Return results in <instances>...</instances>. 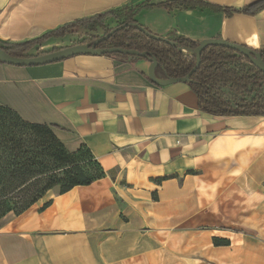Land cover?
<instances>
[{
    "label": "crops",
    "instance_id": "1",
    "mask_svg": "<svg viewBox=\"0 0 264 264\" xmlns=\"http://www.w3.org/2000/svg\"><path fill=\"white\" fill-rule=\"evenodd\" d=\"M201 1L210 5L0 0V42L128 6L165 38H222L264 53V9L222 10L257 0ZM149 65L130 55L0 63V104L53 125L70 151L86 145L106 172L5 215L0 264H264V116L206 113L187 82L157 85Z\"/></svg>",
    "mask_w": 264,
    "mask_h": 264
},
{
    "label": "trees",
    "instance_id": "2",
    "mask_svg": "<svg viewBox=\"0 0 264 264\" xmlns=\"http://www.w3.org/2000/svg\"><path fill=\"white\" fill-rule=\"evenodd\" d=\"M180 1L192 5H210L201 0ZM262 9L264 0H257L241 10H222L232 15L235 12L257 14ZM115 10L76 19L36 38L0 42V45L10 55L29 56L34 55L32 51H40L50 41L68 40L86 34L91 39L80 43L94 42L101 35L115 30L102 46L146 51L148 55L144 59H157L155 75L158 79L184 77L195 67L196 55H186L183 49L194 50L199 42L176 38L172 39L174 43H169L150 38L135 26L138 23L135 12H130L116 26L110 27L112 22L120 20ZM105 55L128 56L118 53ZM262 56L264 60V53ZM187 83L198 96L200 110L206 113L264 116V97L232 103L220 91V83L230 84L240 90L264 83V73L249 58L230 48L215 45L205 47L200 65ZM53 127L47 123L27 121L13 108L0 104V220L9 212L21 214L54 189L63 193L74 186L89 185L106 176L102 164L89 147L82 145L76 151L68 150ZM50 202L47 201L44 207ZM214 242L227 244L229 240L215 237Z\"/></svg>",
    "mask_w": 264,
    "mask_h": 264
},
{
    "label": "water",
    "instance_id": "3",
    "mask_svg": "<svg viewBox=\"0 0 264 264\" xmlns=\"http://www.w3.org/2000/svg\"><path fill=\"white\" fill-rule=\"evenodd\" d=\"M135 26L150 38L154 39H162L166 40L169 43H174L173 40L165 38L163 36L157 35L147 28H145L140 23H136ZM121 27V26H119ZM115 30H112L107 35H102L97 38L94 42H87V43H77L70 46H65L56 50L52 51H45L44 53L38 55H29V56H13L10 55L5 51V49L0 45V61L2 63H7L10 65L15 66H40L55 63L58 61H62L64 59L76 56V55H105V54H123V55H130L136 57H146L148 54L146 51H138L136 49H129L124 47L118 46H99L101 45L106 39L114 33ZM215 45V46H224L230 48L247 58L259 69L264 73V60L262 53L251 49L245 45L239 44L237 42H233L230 40L222 39V38H208L204 39L199 42L194 54L197 58V63L195 67L191 70L189 74L184 77H172L167 79H158L155 75V69L157 66V59L151 58L150 65L148 68V76L149 78L160 86H167L172 83L176 82H188L190 80V76L193 72L197 70L201 62V55L202 51L205 47Z\"/></svg>",
    "mask_w": 264,
    "mask_h": 264
},
{
    "label": "rangeland",
    "instance_id": "4",
    "mask_svg": "<svg viewBox=\"0 0 264 264\" xmlns=\"http://www.w3.org/2000/svg\"><path fill=\"white\" fill-rule=\"evenodd\" d=\"M134 12L133 8H129L128 6L119 8L115 10V15L119 16L120 20H115L111 23L110 27L116 26L119 21H122L128 14ZM154 15L151 13L148 18V22H151L150 19H153ZM101 34L103 32H100ZM102 36V35H101ZM91 39V36H87L86 34H82L81 36H73L71 39L68 40H55L53 42H48L45 44L40 51H32L31 54L38 55L45 51H52L56 50L65 46H70L73 44L80 43L83 40L89 41ZM220 91L223 92L224 96H227V98H231L234 103L240 102L242 100H252L253 98H263L264 97V83L260 86H249L243 90L237 89L234 86L225 85L223 83H220L219 85Z\"/></svg>",
    "mask_w": 264,
    "mask_h": 264
},
{
    "label": "built area",
    "instance_id": "5",
    "mask_svg": "<svg viewBox=\"0 0 264 264\" xmlns=\"http://www.w3.org/2000/svg\"><path fill=\"white\" fill-rule=\"evenodd\" d=\"M183 52H184L186 55H189V56L194 55V51L189 50V49H183Z\"/></svg>",
    "mask_w": 264,
    "mask_h": 264
},
{
    "label": "flooded vegetation",
    "instance_id": "6",
    "mask_svg": "<svg viewBox=\"0 0 264 264\" xmlns=\"http://www.w3.org/2000/svg\"><path fill=\"white\" fill-rule=\"evenodd\" d=\"M99 46H102V44H101V45H99Z\"/></svg>",
    "mask_w": 264,
    "mask_h": 264
}]
</instances>
